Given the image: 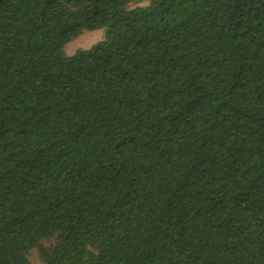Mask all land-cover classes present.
Returning <instances> with one entry per match:
<instances>
[{"label": "trees", "instance_id": "16d2710c", "mask_svg": "<svg viewBox=\"0 0 264 264\" xmlns=\"http://www.w3.org/2000/svg\"><path fill=\"white\" fill-rule=\"evenodd\" d=\"M130 2L0 0V264H264V0Z\"/></svg>", "mask_w": 264, "mask_h": 264}, {"label": "rangeland", "instance_id": "374dc122", "mask_svg": "<svg viewBox=\"0 0 264 264\" xmlns=\"http://www.w3.org/2000/svg\"><path fill=\"white\" fill-rule=\"evenodd\" d=\"M147 4L148 0H131L130 2L131 7L144 6ZM103 38V29L89 30L84 28L75 38H73L65 45L64 50L66 54L71 55L78 49L91 47ZM57 240V234L48 239H42L36 247L32 248L28 252L27 258L29 264H46L41 257V252L43 251V249L52 248L57 243Z\"/></svg>", "mask_w": 264, "mask_h": 264}]
</instances>
